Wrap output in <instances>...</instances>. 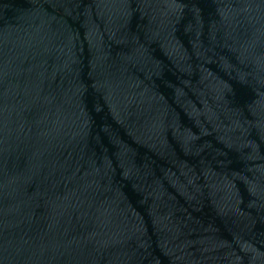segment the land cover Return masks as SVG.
<instances>
[{
	"label": "water",
	"instance_id": "95a60500",
	"mask_svg": "<svg viewBox=\"0 0 264 264\" xmlns=\"http://www.w3.org/2000/svg\"><path fill=\"white\" fill-rule=\"evenodd\" d=\"M0 264H264V0H0Z\"/></svg>",
	"mask_w": 264,
	"mask_h": 264
}]
</instances>
